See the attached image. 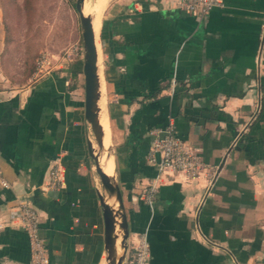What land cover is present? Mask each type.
I'll use <instances>...</instances> for the list:
<instances>
[{"label": "crops", "instance_id": "obj_1", "mask_svg": "<svg viewBox=\"0 0 264 264\" xmlns=\"http://www.w3.org/2000/svg\"><path fill=\"white\" fill-rule=\"evenodd\" d=\"M105 2L102 15L100 3L87 11L99 31L109 149L128 222L125 264L141 233L148 264H264V0H223L203 15L180 0ZM2 21L0 6V61ZM74 62L24 85L0 71V264H32L16 208L25 197L49 264H106L83 62ZM170 124L209 169L195 179L149 159L152 131ZM55 167L62 184L51 188Z\"/></svg>", "mask_w": 264, "mask_h": 264}, {"label": "rangeland", "instance_id": "obj_2", "mask_svg": "<svg viewBox=\"0 0 264 264\" xmlns=\"http://www.w3.org/2000/svg\"><path fill=\"white\" fill-rule=\"evenodd\" d=\"M87 1L90 7L100 3L102 15L105 0H86V5ZM7 2L8 0H0V6ZM31 2H33L32 9L26 11L23 7V0H14V6L7 7L6 12L2 10L5 46L1 55L0 71L10 85L27 84L35 72H40L39 70L45 69L46 66L60 63L69 65L75 59L83 62L82 29L75 9L76 0H32ZM94 22L96 25L99 23L96 18ZM97 35L100 49L99 31ZM44 57L48 58L50 63L40 66V60ZM80 79L84 94L83 66ZM101 107L104 108V114H106L102 117L105 126L106 123L109 124L106 102ZM89 137L98 151L99 146L94 140L91 129ZM100 159L104 166L112 165L114 173L111 152H104ZM93 169L95 170L94 164ZM94 173L102 193L100 179L96 171Z\"/></svg>", "mask_w": 264, "mask_h": 264}, {"label": "built area", "instance_id": "obj_3", "mask_svg": "<svg viewBox=\"0 0 264 264\" xmlns=\"http://www.w3.org/2000/svg\"><path fill=\"white\" fill-rule=\"evenodd\" d=\"M179 4L184 10L203 15L213 7L222 6L223 0H180ZM49 63L50 61L46 57L40 60V66H44V64L48 65ZM49 67L51 66H46L45 69ZM43 70L41 68L39 71L41 72ZM151 136L152 141L149 149V159L155 163L159 171L170 169L183 174L186 179L192 180L207 169V165L203 162L201 156L176 135L173 125L170 124L163 129H156L152 131ZM50 174L48 186L51 188L60 186L62 184V178L59 167L53 168ZM208 177L207 187L210 190L214 182V177L211 172L208 173ZM0 183L3 185L7 184L2 177L1 170ZM155 192L156 185L155 183H151L144 193V199L150 206L153 204ZM16 208L20 212V226H22L29 239L32 264H49L48 250L45 246L44 238L40 233L38 215L32 199L30 197L19 199ZM148 260L149 244L146 233H141L138 235L130 263L148 264Z\"/></svg>", "mask_w": 264, "mask_h": 264}, {"label": "water", "instance_id": "obj_4", "mask_svg": "<svg viewBox=\"0 0 264 264\" xmlns=\"http://www.w3.org/2000/svg\"><path fill=\"white\" fill-rule=\"evenodd\" d=\"M85 0H76L83 42V75H84V117L93 133L98 151L95 153L92 141L87 142V150L95 165L103 192L98 193L104 224V255L106 264H125L129 236L126 211L123 205L119 184L113 175H108L100 166L99 159L105 152L103 127L99 120V99L101 81L98 66V49L92 17L83 12Z\"/></svg>", "mask_w": 264, "mask_h": 264}, {"label": "bare ground", "instance_id": "obj_5", "mask_svg": "<svg viewBox=\"0 0 264 264\" xmlns=\"http://www.w3.org/2000/svg\"><path fill=\"white\" fill-rule=\"evenodd\" d=\"M87 6H88V1H87V5H86V0L84 1V5H83V12L86 13V14H89L88 11H87ZM96 8V7H95ZM98 14V13H97ZM90 15V14H89ZM97 16H95L96 18ZM99 17V16H98ZM99 19V18H97ZM99 21V20H98ZM92 24H93V21H92ZM100 24V23H98ZM93 28H94V31H95V35H96V43H97V49H98V66H99V75H100V67H101V60H100V49H99V44H98V38H97V32H96V28L98 29V27H94V24H93ZM100 81H101V75H100ZM102 84V82H101ZM105 102L104 100V96H103V90H102V85H101V96H100V99H99V120H100V124L102 125L103 127V132H104V136H103V143H104V147H105V153H108L110 152V149H109V137H108V123H106V125L104 126L103 122H102V117L105 116L106 114H104V108L101 107V105ZM93 144V142H92ZM93 148L95 150V153L97 152V149L95 147V145L93 144ZM99 162H100V166L101 168L108 174V175H113L114 173L111 171V166L110 167H106L103 165L101 159H99Z\"/></svg>", "mask_w": 264, "mask_h": 264}, {"label": "trees", "instance_id": "obj_6", "mask_svg": "<svg viewBox=\"0 0 264 264\" xmlns=\"http://www.w3.org/2000/svg\"><path fill=\"white\" fill-rule=\"evenodd\" d=\"M32 0H23V7L25 8V11L27 9H32V4L33 2H31ZM14 4V0H8V2L6 4H4L2 7V10L6 12V10L8 9L7 7L11 6ZM6 5V6H5ZM14 6V5H13ZM7 8V9H6Z\"/></svg>", "mask_w": 264, "mask_h": 264}]
</instances>
